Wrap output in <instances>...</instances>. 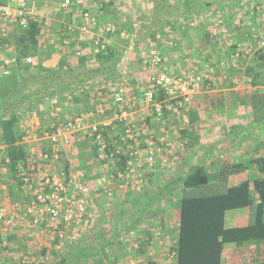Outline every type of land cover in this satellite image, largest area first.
<instances>
[{
    "label": "crops",
    "instance_id": "0c3cea01",
    "mask_svg": "<svg viewBox=\"0 0 264 264\" xmlns=\"http://www.w3.org/2000/svg\"><path fill=\"white\" fill-rule=\"evenodd\" d=\"M0 1L4 3L6 2V0ZM55 1L57 0H28L30 4L31 2L34 3L37 12L35 20L42 27L43 32L41 31V34L44 33L41 39L48 37L50 43L54 41L55 44H58L60 42L65 46L73 44L74 55L77 51H80L81 54H84L85 56L92 55L90 53V34L81 35L77 31H74V33L69 32L68 34L66 32V26L68 24L71 22H73V24L79 23L78 14L81 10L87 11L91 16L96 17L100 25L107 24L112 17L121 20L124 16L127 18L129 14L126 10L131 8L130 5L127 6L126 2H122V0H84L82 4L72 0L70 7L61 9L58 5L59 3L55 4ZM154 1L158 2L159 0H143V2L140 1L135 7L140 10L144 16H149L147 18L149 24L146 28L151 27L153 25L152 22L158 19L166 22V27L173 26L172 30L175 34L173 37L174 42H177L179 45L178 49L181 53H179L181 57H163L162 66L164 71L166 73L174 74H179L181 72L200 74L205 78L202 90L193 96L187 105L186 114L188 121L186 122V128L183 130L184 132L178 133V135H186L190 142L191 140L195 141L199 139L200 145L194 144L192 150L194 149V151H196L200 146L205 147V150L200 152L198 157L194 156V158H197L196 161H198V165H203L204 168H207L209 171H211V169L215 170L216 167H213L212 164L208 163V160L211 161L209 157L213 152L222 153L224 156L222 161L224 160L223 162H229L231 164L244 161L247 162L252 157H256L260 154L263 155V137L258 139V141L262 143L261 146H257L258 144H256L253 146V149L249 146V149L251 150L248 149L250 154L248 159L242 158L237 149L244 145V143L247 145L249 144V140H245L246 136L248 137L251 134H254V131L261 130L264 132V104L262 105V111L256 112L254 110V108H256V103H251L241 97H247L249 94L253 96L255 93H259L257 91L261 89L264 90L263 84V86L252 85V74L249 75L250 65L255 64L257 60L259 61H257V63L264 65V58H258L256 54V58H240V53L243 51L238 53L237 49L240 48L241 50H245L251 48V50L248 49L250 50V53L247 56H253L254 53L258 54L259 37H263L264 39V18L261 16L264 13V0H197L198 8L194 11H188V16H186L183 11L181 0H167V9L171 10L168 13L165 10V7H160V12L162 14L164 12V14L159 15L158 18H155L152 15L155 8ZM150 3L151 6L146 7L147 4L149 5ZM204 3H210L211 5L206 7ZM256 8H260L262 11L258 12ZM164 15H168L165 20L162 17ZM209 15L216 18L217 21L207 18ZM60 24H63V26ZM110 25L114 26L113 24ZM97 28L98 27L92 28L91 32H98ZM114 28L115 30L117 29L115 26ZM163 28H159L157 31L162 33ZM60 29H62V31H60ZM59 32L61 33L58 37ZM256 32L258 34L257 38L254 36V33ZM206 33L208 36H206ZM114 36L118 37L115 33L109 37V42L113 50L116 48L113 39ZM119 40H121L120 42H124L122 47L125 48L126 55L138 57L139 54H137L135 50H132L128 40ZM232 46H236V49L232 48ZM262 49L264 50V48ZM170 52L166 55L171 54ZM235 56H238L239 58H236ZM126 57L120 58L121 60L118 65L120 69L117 70L116 73L114 72L113 77L109 79V81L113 80L114 82H117L120 79L121 81H126L125 83L122 82L120 84L123 85L124 83L129 86L133 84L131 82L132 78H141V58ZM58 59L59 58H56V61H54L55 63L52 65L47 63L46 66L50 69L56 68L57 63L59 62ZM89 59L91 60L92 58ZM243 59L246 61L245 63L243 62ZM30 60L31 57H27L25 62H30ZM50 61L51 59L47 62ZM133 61H136V63ZM111 85H114V83ZM56 101L57 100L55 99L49 100L35 108L38 113H36L35 110H31L26 113L27 115L25 114L26 116H22L17 124L19 134L23 132V129L27 131H31L35 128L43 129L51 121L64 120L77 115L87 114L98 107H103L105 105L95 103V105L97 104V107H91L94 110H90L88 106L85 109L77 111V98L75 97L72 98L71 104L65 102L66 105H60ZM142 114H144L142 110L135 111L130 118H128L129 122L132 123L133 126L139 127L141 124L139 118L142 117ZM171 115V113L167 114L165 118L156 124L146 120L156 139L157 137L162 138L161 136H164V133L167 134V136H165L168 140L167 143H164L163 138L160 139L163 151L158 157L159 162H164L165 160V162L172 161L173 155L176 153L173 148L174 142L169 143V138L171 137L169 128L171 126L168 118ZM122 125L123 124L118 127ZM165 128L167 130L164 132ZM247 128H249L248 131ZM113 134L110 133L111 137ZM174 139L175 138L173 137V140ZM85 142L87 141L82 135L79 134L75 136V141L72 147L68 149L65 148V152L62 154L60 161L54 164L53 167L55 171L57 172L64 169L71 171L78 169L85 171L90 177L94 178L97 171H100V168L91 167L90 165L87 169L79 167L81 164L80 161L78 162L77 158L78 149L81 148L79 152L82 157H88V162L89 160L92 162L91 158L94 156L92 155L91 150L88 149L89 144L87 145ZM84 149L85 152H83ZM190 156L191 153L189 152L185 157V162L189 160L188 158H190ZM91 164H93V162ZM162 165L163 164H160L159 166L161 167ZM159 166H156V168H159ZM167 171L163 168L158 169L154 171L153 176L158 178L168 176ZM240 175L246 176V173H241ZM230 180L231 177L228 180V184H230ZM232 182L237 183V176ZM5 185L6 190L2 193L0 198L1 204H6L8 202L20 203L25 201L26 197L21 194L20 191L11 194L10 189L14 190L13 187L16 185L12 180L9 179V183H6L5 179ZM214 185L215 183L211 182L207 187L212 189ZM146 187L148 186L145 185V188ZM134 194H127L124 199L115 197L112 200H106L97 193L92 196L93 201L91 213L94 219L83 236H86V238L91 240L93 233L95 235L97 233L100 237L105 235V237L103 236L105 239L113 237L111 239L112 243H110V245L106 244L107 247H104V250L98 247L95 248L94 246H96V242H93L92 245H94L93 247L97 254L93 258L95 264H115L118 261L129 260L136 262V264H175L172 247L177 236L175 221L178 217V211L166 203L163 206V213L165 217L173 216L175 226H169L168 222V225H166L163 230H157L156 228H153L154 230L148 229L143 233L145 235H142V232H140L142 230L140 227L141 222L142 224H144L143 222H150L153 216L147 214L144 220V218L138 217L139 215L133 217L129 215L126 219V208L131 207V209H133L137 205L140 207L141 199ZM10 195H12L11 199ZM13 196H17V198L13 199ZM137 220H139L138 225L132 227V223ZM166 221H168V219H166ZM21 226L20 229L24 228L23 225ZM9 236H11L10 238H12L14 242H17L16 245L15 243H11V245L13 244V249L23 246L25 241L24 246L28 249L31 248L32 250H36L37 248L35 247L39 246L38 250H41V247H44V241H42V239H51V237L42 235L38 232H27L26 228ZM32 236L38 237L40 240V242L37 243L38 245L33 246L32 243H27L26 239ZM147 236L149 237V240L145 241V248L140 249L139 244L141 242L144 244V239H147ZM21 239L23 240V243L20 241L18 242V240ZM52 239L55 240V238ZM11 251L15 252L16 250H12L11 248ZM61 251L62 250H60V252ZM46 252H44V250L42 251V253ZM106 256L111 257V262L104 258ZM257 258L264 259V246L251 244L248 247L236 248L234 245L226 244L224 245L221 264H235L238 262L248 263ZM90 262L92 261H88L85 264H91ZM77 264H79V262Z\"/></svg>",
    "mask_w": 264,
    "mask_h": 264
},
{
    "label": "built area",
    "instance_id": "2783aa9c",
    "mask_svg": "<svg viewBox=\"0 0 264 264\" xmlns=\"http://www.w3.org/2000/svg\"><path fill=\"white\" fill-rule=\"evenodd\" d=\"M82 4L84 0H74ZM72 0H63L61 9L70 7ZM258 12L262 9L256 8ZM79 23L66 26L69 32L91 35L90 53L94 57L110 51L109 36L116 30L110 24H100L87 11H80ZM37 16L34 3L28 0L0 1V78L17 64L14 38L28 28L29 21ZM264 18V13L261 15ZM98 27V32H91ZM127 40L125 31L119 32ZM257 38V32L254 33ZM157 39L165 41L168 47H175L174 32L165 27ZM258 48L264 47L259 37ZM112 49V48H111ZM251 50V48H248ZM237 49L249 54L250 50ZM76 55H80L79 51ZM141 95L143 107L133 109L128 89L119 84L110 90L112 107H98L87 114L68 119L51 121L43 129H23L19 145L27 155L26 168L20 171L19 191L26 199L20 203H0V245L4 237L26 228L27 232H38L58 240L57 249L80 239L93 222L92 196L97 193L106 200L115 197L124 199L127 194L140 190L150 174H154L157 158L163 151L161 140H157L146 120L159 123L169 113L182 122H187V105L204 85L200 74L166 73L162 66L163 57L153 48L141 55ZM124 74V72H123ZM136 105V103H135ZM134 105V106H135ZM135 108V107H134ZM138 110L144 114L139 118V127L129 122L130 116ZM108 112V115H105ZM27 115V114H26ZM25 115V116H26ZM98 116L93 121V116ZM101 116V117H100ZM121 133L112 137L119 125ZM82 135L93 147L95 161L100 168L99 176L90 177L83 170L55 171L54 164L60 161L65 148H71L75 136ZM127 157L122 170L116 167L121 158ZM165 162V161H164ZM8 159L5 146L0 143V198L6 190ZM24 226V228L20 229ZM21 264H30L21 261ZM43 263V261L41 262ZM39 264V263H34ZM116 264H136L134 261H118Z\"/></svg>",
    "mask_w": 264,
    "mask_h": 264
},
{
    "label": "trees",
    "instance_id": "16d2710c",
    "mask_svg": "<svg viewBox=\"0 0 264 264\" xmlns=\"http://www.w3.org/2000/svg\"><path fill=\"white\" fill-rule=\"evenodd\" d=\"M154 2L155 8L152 15L155 18L159 17L162 6L168 13L170 12L171 9H167V0ZM181 2L186 16H188L187 13L198 8L197 0H181ZM210 5V3L205 4L206 7ZM162 17L165 20L168 15ZM152 24L148 32L153 45L157 30L167 23L158 19ZM171 28L173 29L172 25ZM41 31V25L32 18L28 28L14 38L16 68L13 70L8 87L0 88V143L5 146L8 175L14 179L17 188L20 186L19 173L27 165L25 149L19 145L20 134L17 124L20 118L49 100L55 99L61 105L70 95L76 98L78 91L85 93L89 89H94L98 86L95 84L96 81L108 80L114 75L113 69L105 66L118 61L117 54L110 48L107 54L92 56L103 67L95 71L88 70L85 68V62L91 56H80L71 61L70 57L74 55L73 44L65 46L60 42L58 44L47 42L41 46L40 40L44 35ZM120 31L121 29L117 28L115 34L119 35ZM206 36H208L207 33ZM175 43L176 50L179 45ZM232 48L236 49V46ZM259 49L258 58H264V50ZM54 52L64 53V58L59 60L56 68H44L42 62ZM27 57H37L36 66L25 62ZM70 62H74L72 66ZM258 65L264 74V65L260 63ZM249 73V75L252 74V85L264 83V75L255 72L252 66ZM92 155L96 157L95 150ZM126 160L127 157L121 158L116 163V167L122 170ZM81 161V167L87 169L88 157H82ZM250 171L255 173L251 182L245 175H240ZM233 175L237 176V183L228 184L229 178ZM153 177V174L148 175L146 183H153V185L156 183L155 186H158L161 177L155 176L154 179ZM211 182L215 183L212 189L207 187ZM172 185L173 187L179 185L182 193L170 204L178 211L175 221L177 236L172 247L175 264H221L226 244H232L236 248L248 247L251 244L264 246V154L252 157L247 162L234 164L222 162L218 168H215V172L212 169L207 170L201 164L193 166L183 178L172 182ZM173 187L162 189L163 191L158 190L159 194L155 200L159 202L166 199L173 193ZM203 187L205 194L194 195V191L197 192ZM161 207L163 206L159 204L158 213L163 212ZM138 223L139 221L135 222V227ZM148 236L144 239V244L143 242L139 244L140 249L145 248V241L149 240ZM94 238L97 240L96 246L92 245V240L86 236L69 243L58 255L56 254L57 256H54V263L85 264L92 261L97 255L95 248L107 247L106 244L110 245L113 237L105 239L96 233ZM55 241L58 242L56 238ZM235 264H264V259L257 258L248 263Z\"/></svg>",
    "mask_w": 264,
    "mask_h": 264
},
{
    "label": "rangeland",
    "instance_id": "374dc122",
    "mask_svg": "<svg viewBox=\"0 0 264 264\" xmlns=\"http://www.w3.org/2000/svg\"><path fill=\"white\" fill-rule=\"evenodd\" d=\"M58 1L59 0L55 1L54 3L55 4L59 3L58 5L60 7V4H61L60 2H62L63 0H60L59 2ZM123 1L126 2L127 6L128 5L131 6L130 9L126 10V12H128V14H129L128 17L126 18L124 16V17H122L123 18L122 20L118 19L116 17L115 18L112 17L107 22V24H113L116 28L121 29V31H125V33L127 34V37H128L127 38L128 43H130L132 50H135V52L137 54H139V55H138V57L126 55L125 48L122 47L124 42H120L121 41V40H119V39H121L120 35H117L118 37L114 36L113 39H114V42L116 44V46H115L116 48L114 49V52L117 54L116 58H118V61H116L115 63H112V64H108L106 66L104 65V66L112 68L113 71L116 73L117 70L120 69L118 67V65L120 63V60H121L120 58H125L126 56H127L126 58H132V57L133 58H140L141 57V53L147 52L148 50L153 49V48L158 49V51L160 52V54L164 58H165V56L166 57L171 56V58H174V56H176L177 58H179V56L181 54L179 52V49L175 50V47H168L166 45L165 41H161V39L160 40L157 39L156 36H155V39H156L155 44H153V45L151 44L152 42L149 39V32H148L149 29L146 28V26H148V24H149V20L147 19L149 16L148 17H147V15L144 16L140 12V10L136 9V7H135V6H137V4L140 3V1L143 2V0H140V1L139 0H122V2ZM127 6H126V8H127ZM150 6H151V3L149 5L147 4L146 7H150ZM161 8H163V6ZM151 12H152V10H151ZM161 14L162 13H160V15ZM198 17H199V15H198ZM207 18H209V19L211 18V19H214L213 21H217V19L212 17L211 15L207 16ZM60 25L63 26V24H60ZM165 27H166V25H165ZM60 31H62V29H60ZM60 33L61 32L58 33V37H59ZM158 33L159 32L157 31L156 35ZM48 39H49L48 37L47 38L45 37L44 39H41L40 40V45L42 46L43 43L46 44L47 42H49ZM53 43H54V41H53ZM150 45H151L152 48L150 47ZM127 46H128V44H127ZM168 52H170L171 54L166 55ZM79 53H80V55H76V54L75 55H71L70 60L73 61V58H79L80 56H85L84 54L82 55L80 51H79ZM255 54L257 55V53H254L253 56L252 55L247 56V55L242 53L239 57L240 58H250V57H252V58L255 57L256 58ZM90 56L92 58V55H90ZM235 57L239 58L238 56H235ZM36 58L37 57H31V60H30L31 66H36V64H37ZM56 58H59L58 61L61 60V58H64V53H58V52L51 53V55L42 62V66L44 68H49V67L46 66L47 63L49 65H52L53 63H55L54 61H56ZM33 59H34V61H33ZM50 59H51V61L47 62ZM66 61H67V59H66ZM133 62L136 63V61H133ZM243 62L245 63L246 61L244 60ZM72 63H74V62H70L69 63V64H71L70 66H72ZM250 66H252L255 69V72L257 71L258 73L259 72L262 73V68L260 67V65H258V63H255V64L250 65ZM101 67H103V66H101L99 63H97L94 58H92L91 60L88 58V60L85 62V68L88 69V70L95 71V70L101 69ZM15 68L16 67L12 68L10 70V72H7L4 76H2L0 78V88L8 87L9 80H10V78L12 76V73H13V70H15ZM261 75L263 76L264 74L262 73ZM114 77H116V76H114ZM125 80H127V79H125ZM108 81H109V79L108 80L102 79V80L96 81L95 84H97L98 86L95 87L94 89H92L93 91L91 89L86 91L88 94L78 91L76 93L77 94L76 95V98H77V101H76V106L77 107H76V109H77V111H79L81 109H85L88 106H89L90 110H94L91 107H93V106L97 107L98 103L101 104V105L105 104L103 107L104 108H108L109 107V109H110L112 107V105L110 103V90L115 88V87H117L122 82L125 83L126 81H121L120 79L117 82H114L113 80H111L109 82ZM99 82H100V85H99ZM131 82L133 84H131L129 86H127L124 83H123V85L126 86V88L128 89L130 98L133 99V101L130 100V102L132 104V110L133 109H140V107L141 108L143 107V102H144L143 98H142V95H141V89L143 87V85L141 83V78H137V77L136 78H132ZM113 83H114V85H111ZM262 84L264 85V83H260V85H257V86H263ZM101 85H103V86H101ZM257 92H259V93H255L253 96H251L249 94V96H247V97H245V96H241V97L244 98L245 100L250 101L251 103H256V108H254V110L256 112H261L262 111V105L264 104V90L261 89V90H259ZM72 98H74V97L72 95H70V98L67 97L66 101H64L62 104H65V102H67L68 104H71ZM95 103H97V104L95 105ZM135 103H136V105H135ZM105 106H107V107H105ZM32 110H35V109H32ZM36 113H38V111H36ZM105 115H108V112H105L104 116ZM98 118H99L98 116L94 115L92 119L94 121V120H97ZM168 119H169L168 121H170L169 124L171 126L169 128L170 133H171V137L169 138V143L174 142L173 143L174 144L173 148H174V151H176V153L173 155V160L169 161L170 163L168 161L167 162H159V160L157 158L156 166L158 167L160 164H163V165L161 167L159 166V168L155 167V169H154V171H156L158 169H161V168L165 169V171L168 170L167 171L168 176H162L160 181H159L158 186H155L156 183L153 185V183H148L147 184L145 182L143 188H145V185H147L148 187H146L144 190H142L143 188H141L140 190L137 191V193H135L137 195V197L139 199H141L140 200V207H138L139 205H137L133 209H131V207H128L125 210L126 219H127V217L129 215H131L132 217L135 216V215H139L138 217L144 218V220L146 218V215L149 214V213L153 216V218H152V220L150 222H148V221L147 222H143L144 224H142V222H141L140 227L142 228V230L140 232H142V235H145L143 233H145L146 230H148V229L154 230L153 228H156L157 230H159V229L163 230V228H165V226L168 225L167 224L168 222H169V226H172V227H173V225L175 226L173 216L165 217L163 212H159L158 213L157 207L159 206V204L161 206H164L166 203H167V205H170V204H172V201L177 200L181 196V194H182L181 190H180L181 187L179 185L173 187L172 182H174L178 178L179 179L183 178L186 175V173L188 172V170L190 169V167H192L193 165H198V161H196L197 158H194V156L198 157L200 152L205 150V147H201V146L196 151H194V149L192 150V148H194V144L200 145L199 139H197L195 141L191 140V142H190V141H188V138H187L186 135H181V134L178 135V133L184 132L183 130L186 128V124L187 123L182 122L181 120H179L174 115L169 116ZM123 128H124L123 126H120V127L116 128L115 129L116 131L112 135V139H113L114 135H116L117 133H121ZM252 128H253V126H252ZM166 130L167 129L165 128L164 132ZM248 130H249V128H247V131ZM165 136H167L166 133H164V136H161V137L163 138L164 143L165 142L167 143L168 140H167V137H165ZM173 137L175 138L174 140H173ZM246 137H245V140L246 141L249 140V144L247 145V144L244 143V145L238 147L237 150H238V152H239V154H240V156L242 158H247L248 159L249 158L248 156H250L249 150H251V149H249V146H251L252 149H253V146H255L256 144H258L257 146H261L262 143H260L258 141V139H260L262 137L264 139V132L261 131V130L254 131V134H251L250 136H248L247 139H246ZM162 138L157 137V140H160ZM189 139H190V137H189ZM85 143H87V145L89 144L88 142H85ZM178 148H179V150H178ZM258 148H260V147H258ZM80 149H78L77 158H78V162L80 161V164H81L82 157H81V154L79 152ZM88 149L91 150V153L94 151L93 147L90 144L88 145ZM212 150H214V149H212ZM83 152H85V149H84ZM189 152L191 153V156H190V158H188L189 160H187L185 162V157L187 156V154ZM209 158L211 159V161L208 160V163L212 164L213 167H217V168L224 161V160L222 161V159H224V156H223L222 153H214L213 152V153H211V156ZM89 159H90V157H89ZM91 159H92L93 164H91L92 162H90V160H89V162L86 165H88V166L90 165L91 167L99 168L97 166L98 164H96L95 157L93 156ZM79 167H81V166H79ZM207 167H208V165H207ZM213 172H215V170H213ZM99 174H100L99 171H97L95 177L99 176ZM169 174H170V176H169ZM253 175H254V172H252V171L246 173V177H248L250 182H251V180L254 177ZM154 178L155 177H153V179ZM235 178H236V175H233L231 177L230 183H235V182H232V181L235 180ZM5 179H6V183L7 182L9 183V179L12 180L13 183H15L14 179H12V177L9 178V175H8V178L5 177ZM7 179H8V181H7ZM147 180H148V178L146 179V181ZM167 184H169V185H167ZM165 185H167V186H165ZM172 187L174 188L173 189V193L168 195L166 199H162L159 202H158V200H155L157 198V195L159 194L160 190L166 189V188L167 189H171ZM13 189L14 190L10 189L11 194H13V192H16V191L18 192L19 191V188L15 187V185H14ZM203 191H204V187L201 188V189H198L197 192L194 191L193 193H194V195H198V194H201V193L205 194V193H203ZM130 194H133V193H130ZM11 196L12 195H10V199H11ZM16 198H17V196H13V199H16ZM169 200H170V202H169ZM161 208H163V207H161ZM165 218L168 219V221H166ZM139 220H137V221H139ZM126 221L132 222L130 220H126ZM135 222L132 223V227H135V225H134ZM150 225H152V226H150ZM94 236H95V234H93V237ZM103 236L105 237V235H103ZM103 236H102V238H103ZM10 237L11 236L4 237L3 243L0 245V264H21L20 263L21 261H28V262H30V264H34V263L55 264L53 262L55 260L54 256H57L59 254L60 250H63L64 247L67 246V245H65L64 247H62V249L57 250L56 246H58V242H56L52 238L51 239L47 238V239H44V240L42 239V241H44V245H43L44 247H41L42 249L38 250L39 246L37 247L36 245H38L37 243H39L40 240L38 239L37 236H32V237H28L26 240H27V243H29V244L32 243L33 246H36L35 247V248H37L36 250H32L31 248L28 249L26 246H24L25 245V241H24L23 246H21L19 248H16V249H13V244L11 245V243H15V245H16L17 242H14V240H12V238H10ZM93 237H92L91 244H93V242H97V240L95 238L93 240ZM19 241L23 243L22 239L18 240V242ZM11 248H12V250H16V251L12 252ZM43 250H46L47 252L45 251L46 253H42ZM104 258L107 261L111 262V260H110L111 257H109V256L107 257L106 256ZM42 261H43V263H41ZM90 263L93 264V260Z\"/></svg>",
    "mask_w": 264,
    "mask_h": 264
}]
</instances>
